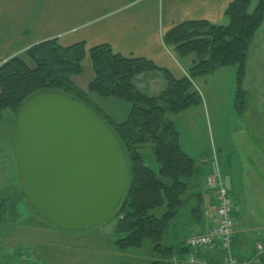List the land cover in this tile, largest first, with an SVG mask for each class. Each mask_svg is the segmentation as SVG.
Masks as SVG:
<instances>
[{"label": "trees", "instance_id": "16d2710c", "mask_svg": "<svg viewBox=\"0 0 264 264\" xmlns=\"http://www.w3.org/2000/svg\"><path fill=\"white\" fill-rule=\"evenodd\" d=\"M225 15L228 26L191 21L174 27L164 36V42L174 47L176 55L196 58L188 76L180 79L158 69L149 60L115 53L109 45L87 51L84 43L66 47L56 40L45 41L26 52L34 68L18 57L0 67V117L7 110L17 114L26 99L35 93L54 91L83 102L115 135L128 168L127 190L118 212L122 217L115 228L120 237L115 246L121 251L142 249L146 242H151L154 253L165 258L188 253L186 248L163 244L171 221L185 205L189 181L198 168L183 152L179 132L168 115L201 105L203 99L194 90L193 81L228 66L236 69L234 111L237 116L246 114L249 108V93L244 89L246 64L249 48L264 22V0L255 5L250 0H235ZM87 55L96 78L88 91H83L74 87L71 78L82 73L81 63ZM154 71L163 74L166 86L159 95L149 96L137 87L135 80L143 73ZM89 92L128 103L130 111L125 121L117 122L109 117L89 98ZM148 142L153 144L159 164L157 171L146 163L140 151ZM157 209L164 212L157 215ZM193 211L201 223L197 209Z\"/></svg>", "mask_w": 264, "mask_h": 264}, {"label": "crops", "instance_id": "0c3cea01", "mask_svg": "<svg viewBox=\"0 0 264 264\" xmlns=\"http://www.w3.org/2000/svg\"><path fill=\"white\" fill-rule=\"evenodd\" d=\"M233 1L0 0V65L31 46L56 40L66 47L84 43L87 51L109 45L115 53L127 58H144L180 79L188 76L196 58L176 55L174 47L164 42V36L174 27L191 21L228 26L225 12ZM250 1L255 5L259 0ZM86 62L89 64L90 59L86 58ZM247 78L246 71L245 90ZM135 84L142 92L155 96L162 93L166 80L160 71H154L138 76ZM193 84L194 90L202 96V104L169 115L168 120L179 132L183 152L198 166L184 197V206L189 199L192 209H197L199 225L204 226L203 231L194 234L197 235L207 231L209 214L215 206V193L207 186L208 176L218 171L223 187L233 196L232 180L221 171H225L232 155L236 69L221 68L210 76L195 79ZM249 112L245 120H249L246 118ZM0 200L5 204V212L9 210V201ZM241 231L239 225L234 241ZM248 251L245 248L243 255L251 257ZM243 255L240 256L248 259Z\"/></svg>", "mask_w": 264, "mask_h": 264}, {"label": "rangeland", "instance_id": "374dc122", "mask_svg": "<svg viewBox=\"0 0 264 264\" xmlns=\"http://www.w3.org/2000/svg\"><path fill=\"white\" fill-rule=\"evenodd\" d=\"M34 46L11 59L18 57L34 68V63L26 55ZM86 58L89 56L81 63L82 73L71 78L74 87L83 91H88V86L96 78L92 61L88 64ZM246 71L250 108L246 118L249 120L244 119L246 114L235 115L231 120L232 155L221 174L232 180V197L242 230L233 242V250L243 255L246 248L252 257L256 254V244L264 242V22L249 48ZM88 95L109 117L117 122L125 121L130 111L128 103L96 93L89 92ZM16 115L7 110L0 117V198L10 203L9 210L0 216V264H151L156 261L175 264L172 260L175 256L180 258L179 264H187L185 256L165 258L154 253L151 242H146L142 249L121 251L116 248L115 241L120 237L115 228L122 217L118 213L119 206L104 223L85 230L64 231L40 218L23 194L13 154L11 140ZM140 151L146 163L157 171L159 164L154 157L153 144L146 143ZM189 202L187 199V205L171 221L163 240L165 246L183 249L191 236L204 230ZM155 211L161 215L164 209Z\"/></svg>", "mask_w": 264, "mask_h": 264}, {"label": "water", "instance_id": "95a60500", "mask_svg": "<svg viewBox=\"0 0 264 264\" xmlns=\"http://www.w3.org/2000/svg\"><path fill=\"white\" fill-rule=\"evenodd\" d=\"M11 145L28 204L64 231L104 223L125 195L128 168L118 140L67 94L30 96L16 115Z\"/></svg>", "mask_w": 264, "mask_h": 264}, {"label": "built area", "instance_id": "2783aa9c", "mask_svg": "<svg viewBox=\"0 0 264 264\" xmlns=\"http://www.w3.org/2000/svg\"><path fill=\"white\" fill-rule=\"evenodd\" d=\"M207 185L215 191L214 210L209 214L207 231L191 236L185 242L187 264H261L264 260L263 242L256 244V254L250 259L239 257L233 251L232 245L239 230L236 209L218 171L208 177ZM172 260L175 264L180 263L178 256Z\"/></svg>", "mask_w": 264, "mask_h": 264}, {"label": "flooded vegetation", "instance_id": "af4514ba", "mask_svg": "<svg viewBox=\"0 0 264 264\" xmlns=\"http://www.w3.org/2000/svg\"><path fill=\"white\" fill-rule=\"evenodd\" d=\"M0 212H1L0 216H3V214L5 213V204L1 200H0Z\"/></svg>", "mask_w": 264, "mask_h": 264}]
</instances>
